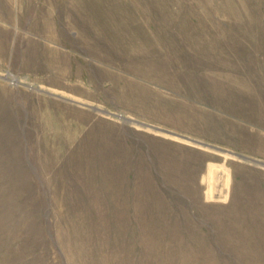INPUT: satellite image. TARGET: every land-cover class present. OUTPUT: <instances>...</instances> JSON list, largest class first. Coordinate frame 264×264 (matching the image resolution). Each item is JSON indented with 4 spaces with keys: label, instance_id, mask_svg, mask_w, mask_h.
I'll list each match as a JSON object with an SVG mask.
<instances>
[{
    "label": "rangeland",
    "instance_id": "rangeland-1",
    "mask_svg": "<svg viewBox=\"0 0 264 264\" xmlns=\"http://www.w3.org/2000/svg\"><path fill=\"white\" fill-rule=\"evenodd\" d=\"M232 153L264 162V0H0V264H264Z\"/></svg>",
    "mask_w": 264,
    "mask_h": 264
},
{
    "label": "water",
    "instance_id": "water-1",
    "mask_svg": "<svg viewBox=\"0 0 264 264\" xmlns=\"http://www.w3.org/2000/svg\"><path fill=\"white\" fill-rule=\"evenodd\" d=\"M5 78H7V76H5ZM29 87L35 89L36 91L43 92V93L49 94V95H51V96H53V97L59 98V99H61V100H63V101H67V102H70V103H74V104H76V105L87 106V107H89V108H91V109H93V110H97V111H99V112H103V113H106V114H108V113H109V114H113V113H110V112H108V111H105V110H101V109H99V108H96V107H94V106H90V105L82 104V103H80V102H78V101H75V100H72V99H70V98H66V97H63V96L55 95V94H53V93H51V92H49V91L42 90V89L37 88V87H32V86H29ZM119 117L123 118L124 120H127L128 122H133V120H130V119H128V118H125V117H123V116H121V115H119ZM136 123L139 124V125H141V126H143V127H148V128H150V129H153V130H156V131L168 132L167 130L161 129V128L156 127V126L148 125V124L141 123V122H136ZM168 133H169V132H168ZM180 136H181V135H180ZM181 137H183V138L186 139V140L191 141V142H192L193 144H195V145H199V146H201V147H205V148H207V149H211V150H215V151H219V152H226V150L221 149V148H217V147L212 146V145H210V144H207V143H204V142H201V141H198V140H194V139H191V138H187V137H184V136H181ZM232 155H235V156H237L238 158H241V159H243V160L250 161V162H252V163H254V164H257V165H260V166H264V162H263V161H259V160H256V159H253V158L247 157V156H245V155H243V154H237V153L235 154V153H232Z\"/></svg>",
    "mask_w": 264,
    "mask_h": 264
},
{
    "label": "bare ground",
    "instance_id": "bare-ground-1",
    "mask_svg": "<svg viewBox=\"0 0 264 264\" xmlns=\"http://www.w3.org/2000/svg\"><path fill=\"white\" fill-rule=\"evenodd\" d=\"M109 114V113H108Z\"/></svg>",
    "mask_w": 264,
    "mask_h": 264
}]
</instances>
